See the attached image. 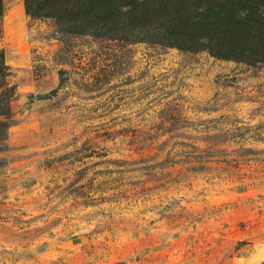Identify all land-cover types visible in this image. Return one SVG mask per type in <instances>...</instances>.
Wrapping results in <instances>:
<instances>
[{"label": "rangeland", "instance_id": "374dc122", "mask_svg": "<svg viewBox=\"0 0 264 264\" xmlns=\"http://www.w3.org/2000/svg\"><path fill=\"white\" fill-rule=\"evenodd\" d=\"M2 8L0 264L264 260V65Z\"/></svg>", "mask_w": 264, "mask_h": 264}, {"label": "trees", "instance_id": "16d2710c", "mask_svg": "<svg viewBox=\"0 0 264 264\" xmlns=\"http://www.w3.org/2000/svg\"><path fill=\"white\" fill-rule=\"evenodd\" d=\"M31 18L61 31L206 52L221 60L264 65V0H23ZM0 0V20L3 14ZM1 35V29H0ZM0 49V144L7 139L14 93ZM264 264V260L260 263Z\"/></svg>", "mask_w": 264, "mask_h": 264}]
</instances>
